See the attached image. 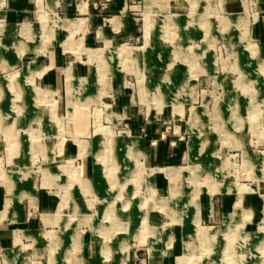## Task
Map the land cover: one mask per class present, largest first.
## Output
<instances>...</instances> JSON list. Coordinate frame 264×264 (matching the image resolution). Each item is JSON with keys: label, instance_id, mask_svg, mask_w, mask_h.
<instances>
[{"label": "rangeland", "instance_id": "rangeland-1", "mask_svg": "<svg viewBox=\"0 0 264 264\" xmlns=\"http://www.w3.org/2000/svg\"><path fill=\"white\" fill-rule=\"evenodd\" d=\"M259 1L242 0L241 10L233 14L221 0H127L136 19L135 36L116 44L106 38L103 45L99 41L88 46L83 39L84 20H71L80 16H64L45 0H29L30 23L38 30L37 36L43 45L57 49L56 63L43 73H58L59 79L55 85H41L30 62L23 64L25 72H13L0 59V66L6 63L3 70L8 71L1 76L7 78L10 90H18L16 82L21 75L30 78V83L21 81L32 93L24 101L40 114V119L24 115L25 125L12 132L19 142L21 161L13 154L18 148L8 147L12 137L2 128L10 121L0 116V201L8 199L21 206L23 221L15 223V228L27 230L17 238V245H25V264H47L48 258V264L53 260L56 264H148L153 245L160 249V241L155 240L161 229L172 227L171 223L184 217L192 206L199 238L228 234L236 224L250 220L243 210L245 202L243 209L240 206L244 196L259 199V210L252 218L260 220L257 232L262 228L264 235V110L260 120L255 117L260 100L252 98L256 88L263 90L255 64L259 52L251 44L257 42L252 36L253 25L264 27ZM3 3L0 0V8ZM22 32L28 36L31 27L23 26ZM263 46L259 47L262 55ZM8 47L0 43V49L15 52ZM47 50L45 47L42 53ZM249 75L255 80L253 88L246 80ZM11 99L10 94L4 97L11 101L4 111L20 115L17 102ZM196 122L201 131L193 130ZM147 124L154 126L167 144L176 141L170 144L178 151L174 159L158 166L146 161L147 146L154 141L140 129ZM191 136L210 141L197 159L195 151L202 146L196 138L190 140ZM247 153H253L256 160ZM201 159L213 164L208 172L196 169ZM222 160L226 163L221 168ZM191 172L202 174L203 180L190 179ZM226 173L235 183L229 196H239L234 225L201 227L197 203L205 194L193 197L191 191L198 187L211 194L225 191L223 184L209 179L220 180ZM254 174L260 177L251 179ZM43 198L47 204L56 202L48 204L47 213H43L46 223L40 208ZM60 198L63 206L57 211ZM71 199L77 205L72 206ZM149 214L159 219L155 229L148 221ZM218 224L210 220L202 225ZM245 233L250 236L246 229ZM72 237V251L66 256ZM120 238H126L129 249L122 247L112 258ZM243 239L228 245L237 258L226 250L227 264H264V237L250 243ZM86 240L90 241L89 256L82 247ZM200 243L193 240L189 258L181 262L204 264L210 253L216 260L224 258V236L210 241V250Z\"/></svg>", "mask_w": 264, "mask_h": 264}, {"label": "crops", "instance_id": "crops-1", "mask_svg": "<svg viewBox=\"0 0 264 264\" xmlns=\"http://www.w3.org/2000/svg\"><path fill=\"white\" fill-rule=\"evenodd\" d=\"M160 1H163V0H160ZM45 2H46V5H49L50 8H52V10L53 9L61 10L64 16H69V15L80 16V17H75L71 19L73 21L84 20L86 32L83 35L84 37L83 39H85L88 46H94L99 41L102 42V45H103V40L105 42L106 38L113 39L114 43L116 44L119 40H129L133 38V36H135V34L138 32L137 30L138 28L136 27V19L132 16L133 13L130 12L131 9L127 5V0H98V1L97 0H45ZM221 2H224L225 9L232 12L233 14L239 13V11L242 8L241 6L242 0H221ZM81 4L84 5L83 11H81ZM41 7H43L44 9L43 5ZM258 9L261 10L262 13L264 14V0L259 1ZM39 13H40V9H38V15H37L38 19H39ZM105 16H111V18H114V19L110 24H107L106 20L111 19V18H105ZM56 18H59V17H56ZM30 19H31V6L29 3V0H4V3L0 8V26L2 29L0 31V43L3 46L4 44L7 45V47L9 46L8 49L13 48V50L17 53L10 51V50L0 49V59L7 62V64L3 62L2 65L0 66V76L3 75L4 72L6 73V71H8V70L6 71L3 70L4 64L8 65L9 68L11 66L13 72L17 70H22V72H25L26 70L25 67L24 69H21L23 67V64L27 63L26 66H28L31 63L32 64L31 67L33 66L34 69L37 71L36 75L39 76L38 82L41 85L44 84L47 86L51 83L55 85L57 83V80L59 79L58 73L53 72L50 74H46V73L44 74L43 72L47 70L48 67H51L52 64L56 63L57 49L52 44L50 46L48 43L44 45L42 44L43 41H41V38L37 36L38 30L32 23H30ZM63 20H66V19H63ZM25 25L31 27V34L29 33L28 36L23 35V32H22L23 26ZM40 29H43V28L41 27ZM55 30L54 32H52L51 39L53 38V34L55 33ZM48 31H50V29ZM252 36L254 38L253 40H257L256 43H251V44H253L255 46V49H257L259 52V55L255 56V58L257 59L255 64L257 65V70L260 71V75H261V79L259 81H261L263 85V90L258 89L259 88L258 87L256 88L257 91L254 90L252 94L253 100H256V99L260 100V104L258 107L259 110H257L256 114H254L255 117H258L260 120L261 113L263 114L262 110H264V56H263L264 54L262 55L259 47H261V45H264V27L260 26L259 24L253 25ZM45 47H48V50L46 51L47 54L44 55L42 51ZM51 51L53 53V56L51 54ZM38 52L40 53L37 54ZM31 55H34L33 58H31ZM25 58H29L30 60L24 61ZM234 62H235V58L232 63ZM29 79L30 78L28 76L21 75L16 82V85L18 86V90L13 91V90H10L8 86V81H7V78H5V75L0 77V86H1L0 107L2 108L1 109L2 112L0 116H1V120H4V121L7 120V122L10 121L9 123H6V125L2 126V128L8 136L12 137L11 140L8 139V147L10 149L18 148V152H14L15 150H13L14 152L13 154H15L16 155L15 157L20 161L22 160V153L19 148V144H18L19 142L13 136L14 134L12 135V132H14L17 126L19 127L21 125H25V122H24L25 116L26 117L35 116L37 118L39 117L38 119H40V114L34 113L31 106H28V104H26V102L24 101L25 99H28V97H31L32 93L26 90V88L22 86L21 81L25 80V82L30 83ZM246 80H249L248 83L252 84V88H253L254 87L253 84H255L254 82L255 80H253L250 77V75H249V78H247ZM9 94L12 97L11 100H14L17 102L18 107L16 109L20 111V115L11 116L10 114L4 111V106L7 108V106L11 104V101L10 102L4 101V97L7 96L8 98ZM21 114L23 115L22 117H21ZM128 114L132 115V112L129 110ZM10 117L11 119H9ZM191 123L192 121H190L189 123V126H188L189 130L191 129L190 128ZM197 123L198 122H196V128L193 130L201 131V127L198 126ZM141 127L143 128H140V129L145 130V134H147V139L154 140L153 144L150 143L147 146V150L145 154L146 161L149 164L158 166L161 164H165L167 163V161L175 158V156L178 154L177 153L178 151L176 150L175 146L172 147V145H170V144H175L176 142L175 140L167 144V139L163 140L162 134H160L159 131L155 130L154 126L150 127L147 124ZM192 138H196L197 141L202 146L201 148H198L195 151L196 153L195 159H197V157L201 155V153L203 152L204 148L206 146H210V141L207 139V137L200 139L197 136H191L189 139L191 140ZM187 141L184 144L185 145V151H184L185 157H187V147H188V142H189ZM40 147L41 145L39 146V149ZM247 154L253 156L252 161L256 160V157L253 153H247ZM225 161L226 160H222L221 168L226 163ZM211 165L213 164L210 161L208 160L203 161L201 159L198 161V165H196L198 167L196 169H198L199 172L202 171V169H205V171L208 172L209 169L213 167ZM226 174H223L222 179L220 180L209 179L211 183L223 184L225 186V191L223 192H217V193L211 194L208 192L207 188H204V187L194 188L192 189L193 191H191L190 189L191 194H193V197H196L197 194H201V193L205 194L204 197L199 198L198 203H197V210L199 213V225L201 227H204V228L228 227L229 228L234 225L233 222L236 219L235 206L237 202L239 201V196L237 197L229 196L234 190V189L230 190V188H232V185H234L235 183H234V179L230 180L229 175L228 174L226 175ZM193 175H194L193 172H191L189 178L190 179L196 178V179H200L201 181L203 180L202 174L196 173L194 176ZM259 177L260 176H255L254 174L252 175L251 179L259 178ZM155 182H156L155 179H153V184ZM157 190L160 191L159 188ZM42 201L44 203H41L40 208L43 211L41 214L45 222L43 213L44 214L47 213L46 212L47 205L49 204L50 206H52V205H55L56 202L52 200L47 204L46 198H43ZM7 202H8V199L2 202L0 201V264H25V261H24L26 258V254L24 252L25 245H23L20 242V240H19L20 246L17 245V241H18L17 238L21 237L24 233H26L27 230L15 228V223H20L23 221L22 218L19 217V214L21 212V206L18 207L14 204H11L9 202L7 203ZM240 202H241V205H240L241 208L244 206V202H245V206L243 207L244 209L243 208L242 209L245 212L249 213V216L251 217L250 220L246 222L244 221L243 223L239 225L236 224L234 226V229L229 231L228 234L226 233L218 234L216 237L208 238V239L196 237V225L193 220L195 210L193 206L190 207V209H188V213L185 214L184 217L176 218L177 220L171 223L173 225L172 227L161 229L162 232L160 236H158L155 240V241L157 240L160 241V245H159L160 249L156 250L154 247L155 244L153 245V247L150 249L151 250L150 254L147 255L148 264H182L183 262H184L183 264H185V261L181 262L180 259L189 258L191 249H192L191 247L193 244V240L195 239L199 240L201 242L200 245H203V247L206 250H210L211 244L209 242L221 235L224 236V239H225L224 247L221 250L224 258H220V260H218L219 259L218 258L216 260V256L215 255L213 256V253H210L209 255L205 257L206 260L204 264H220L221 262L222 264H227L228 259H227L226 250L230 251L228 252L230 257L237 258V252L236 253L232 252L228 245L236 243V242L237 243L240 242V238L242 237L244 239L246 238L245 240L244 239L242 240L246 243L247 242L250 243V241H253L251 240L253 238L256 241L255 239L256 237H258V239L260 240L264 237L263 233L261 234L262 228H261V231L257 232V228L259 227V225H257V222L259 223L260 220L257 221L254 218H252V215L253 214L254 216L257 215V211L259 210V205H260L259 199L256 196H244V197H240ZM71 203H72V206L77 205L75 201H72V199H71ZM60 204L62 207L63 204H62L61 198L59 202H57L55 210L58 211ZM148 217L150 219L148 221L151 224L152 228L154 229L157 228L159 225L158 223L159 219H155V217L152 214H149ZM210 220L212 222L217 220L219 224L218 225H202V224H206ZM58 222H59V219L57 218V223ZM245 229L248 230V232L250 233V236H248L245 233ZM256 233H258L259 235L255 236ZM28 236H32L33 238H36L35 235H28ZM73 243H74V238L72 237L71 243L69 244L66 250L67 251L66 256H70L69 253H71L72 251L71 249H72ZM115 243L117 244L118 250L113 254L112 258L119 255L120 249L122 247L126 246L128 248V246L126 245V238L125 239L120 238L119 241H116ZM82 247L84 248L86 255L89 256L91 253L90 241L86 240ZM133 256L135 257V254H133ZM48 257H49V254H48ZM63 257L62 259L64 260L65 258ZM76 259L78 261L79 257H76ZM53 261H54L53 264H56V261L55 260ZM48 263H49V258H48L47 264ZM200 264H203V261Z\"/></svg>", "mask_w": 264, "mask_h": 264}, {"label": "bare ground", "instance_id": "bare-ground-1", "mask_svg": "<svg viewBox=\"0 0 264 264\" xmlns=\"http://www.w3.org/2000/svg\"><path fill=\"white\" fill-rule=\"evenodd\" d=\"M241 258V257H240Z\"/></svg>", "mask_w": 264, "mask_h": 264}]
</instances>
